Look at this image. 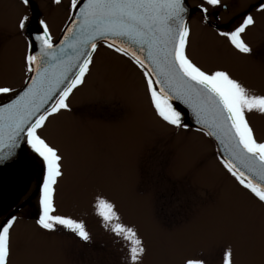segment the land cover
<instances>
[{
  "label": "snow or ice",
  "instance_id": "1",
  "mask_svg": "<svg viewBox=\"0 0 264 264\" xmlns=\"http://www.w3.org/2000/svg\"><path fill=\"white\" fill-rule=\"evenodd\" d=\"M29 5L30 0H20ZM64 6L66 19L57 36L50 22L39 18L30 34L25 30L28 14L16 21L24 37L19 67V86L10 83L15 61L7 54L0 59V166L11 162L22 174L35 171L38 185L40 236L63 235L89 243L92 236L85 215L96 218L120 245L123 264H145L149 244L135 223L125 220L114 198L103 188H95L86 213L61 212L58 193L67 178L69 148L75 143L73 129L56 135L49 127L73 111L71 100L85 87L101 48L117 62L130 66L140 77L144 100L155 126L169 133L194 132L215 145V160L221 173L242 197L230 206L215 228L226 230L231 239L217 241L211 232L198 245L184 248L179 241L165 242L169 254L178 255V264H209L213 254L218 264H238V253L259 243L264 264V131L258 134L250 117L264 118V87L245 82L234 71L217 62L205 67L190 54L192 12L186 0H51ZM224 0H199L195 12L199 22L211 27L218 40L208 61H219L224 51L234 63L250 60L253 47L249 33L264 22V0H254L233 13L230 28H221L220 10ZM264 83V62L256 65ZM183 105L196 127L184 118ZM144 196L145 193H140ZM150 201V196L148 197ZM259 210V230L252 210ZM19 218L0 219V264H21L16 258L33 250L42 241L26 240L17 233ZM26 264V262H24Z\"/></svg>",
  "mask_w": 264,
  "mask_h": 264
},
{
  "label": "rangeland",
  "instance_id": "2",
  "mask_svg": "<svg viewBox=\"0 0 264 264\" xmlns=\"http://www.w3.org/2000/svg\"><path fill=\"white\" fill-rule=\"evenodd\" d=\"M31 2L37 6L40 18L49 20L57 36L66 19L64 6L52 5L51 0ZM251 2L254 0H224L229 7L220 10V20L213 23H227L233 13ZM197 3L199 0H192L190 5ZM23 14H29V5H22L20 0H0V59L5 54L14 59L15 70L9 82L16 86L22 79L19 61L25 43L16 21ZM257 19V27L248 36L254 50L250 60L234 63L230 54L221 51L219 61H208L209 53L215 54L218 40L211 27L199 22V13L190 19V54L205 67L222 63L245 82L264 87L256 72V65L264 62V22ZM71 105L73 111L49 127L52 135L67 128L75 133V143L68 151V175L58 193L61 212L86 213L92 191L103 188L116 200L125 220L135 223L145 236L149 244L145 264H178L179 256L165 250L169 240L188 248L199 244L197 233L207 236L211 232L219 242L231 239L229 232L215 225L230 206L243 198L219 170L213 142L194 132L175 134L155 126L140 77L130 66L117 62L101 48L97 68L85 87L72 97ZM250 119L258 134L264 131V118ZM0 194L3 197L7 192ZM24 210L15 214L19 218L17 233L42 243L18 256L21 264H123L120 245L96 218L85 215L92 240L82 243L63 235L40 236L34 219L38 215L32 219ZM252 215L258 233L259 210H252ZM5 216L1 214L0 219ZM205 254L209 264H218L215 255ZM260 260L258 240L237 256L238 264H260Z\"/></svg>",
  "mask_w": 264,
  "mask_h": 264
},
{
  "label": "flooded vegetation",
  "instance_id": "3",
  "mask_svg": "<svg viewBox=\"0 0 264 264\" xmlns=\"http://www.w3.org/2000/svg\"><path fill=\"white\" fill-rule=\"evenodd\" d=\"M188 2L192 3V0H188ZM29 10L30 13L28 15H30V17L35 14L38 19L40 18L37 6H35L34 2L32 3L31 0L29 4ZM227 24L228 22L218 23L220 27L226 26ZM232 26L233 25L231 24V27ZM261 52H264V50ZM2 101L0 99V102ZM28 173L29 175L26 173L22 174L19 171L18 166L15 165L11 167L8 173L0 179V191H4V193L5 191L7 192V194H5L3 197L0 194V215L5 214L9 216L15 215L16 213L19 214L18 212H21V210H24V208L25 213L30 215L32 219L38 215V185L40 183L41 177L37 174H34L36 173L35 171Z\"/></svg>",
  "mask_w": 264,
  "mask_h": 264
},
{
  "label": "water",
  "instance_id": "4",
  "mask_svg": "<svg viewBox=\"0 0 264 264\" xmlns=\"http://www.w3.org/2000/svg\"><path fill=\"white\" fill-rule=\"evenodd\" d=\"M188 6H189V9H190V12H192V15L195 14V6L194 7H191L188 3V1L186 0ZM32 21L29 23L28 27L26 28L25 30V33L26 34H30L36 27H38L36 21L38 20L36 18V15L33 14L32 15ZM6 102V101H5ZM179 109H181L183 112H184V118L186 120V122H188L192 127H196V125L194 124V122L192 121V117L190 115V113L188 112V110L186 108H184L183 105H177ZM15 166V164L11 163V162H8L6 163L5 165H2L0 166V179L10 170L11 167Z\"/></svg>",
  "mask_w": 264,
  "mask_h": 264
}]
</instances>
